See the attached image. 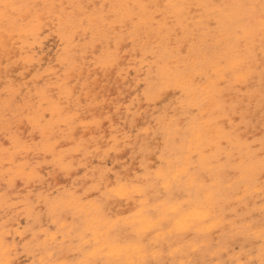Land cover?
Returning <instances> with one entry per match:
<instances>
[{
  "label": "bare ground",
  "instance_id": "6f19581e",
  "mask_svg": "<svg viewBox=\"0 0 264 264\" xmlns=\"http://www.w3.org/2000/svg\"><path fill=\"white\" fill-rule=\"evenodd\" d=\"M26 1L28 3L29 2L34 3L33 0H26ZM41 1L44 3L43 0ZM50 1L51 0H49V2ZM59 1L57 0V3ZM72 1L74 2V0ZM72 1L71 4H76L73 3ZM115 1H117L116 4L129 2V0H115ZM13 2L21 4L20 3L21 0H13ZM88 2L90 1L88 0ZM99 2L101 1L99 0ZM111 2H113V0H111ZM173 2H179V3L205 2V3L223 4V3H234V2L259 3V0H173ZM105 4H107V2H105ZM207 14H211V13H207ZM46 17L48 18V16ZM47 18H45V20ZM100 23L102 24V26L100 25ZM59 24L60 22H58V25ZM92 24L93 27L94 26L97 27L99 24L101 28L100 30H102L101 31L102 34L99 35V37L102 36L101 38L103 39H104L103 36L110 38L111 37L110 35L115 36V33H117L118 37L117 35L116 37L123 39V41H121L123 42L122 44H124V41L126 39L130 38L133 43L135 40V44H137L140 47H144L140 40H138L136 37H132V35L129 34L128 32L112 30L109 26H106L102 21L101 22L92 21ZM86 26L87 25H84L85 28ZM64 27L66 26H63L61 28L63 29ZM93 27L91 28V30L94 29ZM74 29L71 28L72 31ZM86 29L90 30V28H86ZM69 30L70 29H68L67 32L65 31L68 34V36L69 33H71V31L68 32ZM27 31H25L23 35H21L20 29L17 28L15 29L16 34H13L12 32H6L3 24H0V52L1 53L4 52L5 57L8 55L5 58L4 54H1V56L3 55L5 60L8 61V58H11V56L9 55H12L13 52L15 51L17 56L15 54L13 55H15L17 58H20L19 61L23 62L24 64L28 63L29 66L31 62L33 63L34 56L36 57V55L34 54L36 53L33 51L34 46L32 47V44L27 40L29 38V37L27 38V36H29V34L27 35ZM66 33H62V35L63 34L65 35ZM87 33H85L86 36ZM95 33L98 34V32ZM97 34L95 35L94 33H92V35H94L95 37L98 36ZM73 35H71L70 37L67 36L65 40H67L68 38H70V40L71 39L73 40V38H71ZM81 35L84 34L81 33ZM114 36H113V41H114ZM30 37H32L31 34ZM62 37L61 40L64 39ZM83 37H85V35ZM95 37L94 39L96 42V38L98 37L96 38ZM34 40H37V38L36 39L34 38ZM34 40H30V41L33 42ZM65 40H62V42ZM89 41H87V43L92 42V40L91 42ZM67 42L69 41L67 40ZM121 42L119 43L117 41L119 45L121 44ZM173 43H175V41H173ZM34 44H36V42ZM101 44H103L102 41ZM110 44L111 43H109L108 46L111 47ZM63 45L65 46V42ZM67 45H70V50L74 49V48L71 49L72 43L70 44L69 42V44L67 43ZM103 46L106 47L107 45H103ZM86 47L90 48L89 44H87ZM93 47H94V42H92L91 49ZM82 48L84 49V46ZM116 48L117 47H115V49ZM253 48H254V51L252 52L253 70L249 74L251 76V79L249 83H244L243 81H241V83L239 84L235 83L234 81L230 82L229 80L224 79L220 76L222 69L218 65L220 61L222 60L226 61V57H225L226 46L218 44L217 41L212 37L207 38V46L205 48V51L201 53L198 50L195 57L191 60L185 61L184 57L182 56H173L171 55L170 52L168 53L169 58L172 60L174 64L179 63L182 65L184 64L187 65L189 80L187 81L186 91L181 92L178 90L176 79L174 78L165 79L158 72V70H156L153 80H149L148 79L149 77L147 78L148 81L147 93L145 95L149 101H154V100L156 101V99L162 97L163 94H165V92L168 91L170 87H175L173 89H177L181 95V99L176 100L174 107L170 111V114H166L164 118L158 121L159 123L158 127L156 131L153 132L154 137L162 136L163 142L165 144L164 145L165 153L160 158L161 161L160 163H163L164 167L160 171L159 175L167 178V188L163 187L161 183L157 181V171L155 170H154L155 172L153 171V173H150L151 171H148L144 177L141 176L140 179L138 178L137 180L126 179L125 183H123L124 185L143 186V190L145 193L142 197L137 193L134 196V198H124L126 196L132 197L133 195L132 193L127 191H125L122 195L114 194L115 197L120 198L122 201L132 202L134 213L127 218H118L115 215L107 214L106 210L104 211V207L102 204L108 202V201L106 202V200L108 199L107 197L102 198L103 203L100 202L102 204L96 201L92 203L84 204L74 194L69 195L67 198L65 197L61 199V201L58 200L59 202L57 204L59 206H57L54 209L57 210L58 207L62 208L58 210L59 211L62 210L64 211L65 214L71 215L72 221L67 222L66 219L64 218L65 214H62L61 216L62 219L60 218L59 214H56L57 216H59L58 220L59 218L61 219L59 220L60 222L58 223V228H59L58 233L50 235V240L56 244L55 245L56 252L64 251V250L70 251L74 248L76 249L77 245L76 246L74 245L72 239L74 237H80L81 239V242L78 245V250L80 251L82 257L76 263L74 262L72 263L69 261L67 262V259L69 258L68 255L65 254L67 256V257L65 256V258L67 259L63 258L65 259L66 262L63 261L62 264H164L165 263L164 258L166 256L162 253L163 250L160 248V247L163 248L164 245H168L171 249L169 254V258L171 260L170 264H234V261L241 259H247V260L255 259L257 261V264H259V259L261 256V241L259 239V235H260L261 226L264 225V166H262L260 159L261 148L256 149L257 147L256 148L254 147L255 144L253 142H249L247 139H244L243 142L237 141L232 143L231 145H228L226 150L217 149L216 147H214L212 141L215 140L216 143H219V141L224 138V136L227 133V129L229 127V122L224 119L216 118L213 116L214 113L218 111L215 110L214 100L209 90L213 79H216L218 80L221 88L224 90L223 94L228 98L229 102L231 101L232 97L237 96L240 97L241 100H244L246 98L248 101H251V105L254 101L259 104L260 87H261L260 84L261 65L259 64L258 58L262 55V53L260 49L258 27L253 42ZM83 49L82 51H84ZM93 50L90 51L91 54L96 53L95 51L92 53ZM110 50L111 49L107 50L106 52L108 53H106L105 55L104 53L102 54L104 58L99 57L96 59V61L93 62L96 66H98V68H101L104 71L105 69L107 70L109 67L112 69L117 65L116 64L114 66L113 63V66H111L112 62H116V61H113L114 57L111 58V53H109ZM69 53L71 52L69 51ZM73 53H76V50L75 52L73 50ZM73 55L72 58L74 57L76 58V56ZM146 55L147 54H145V56ZM65 58L67 57L65 56ZM72 58L67 59L66 61V67L63 69L64 70L63 73H65L63 77H60L59 75L57 76L56 72H50L48 74L49 78H47V80L51 81V76H53L57 79V83H48V87L45 86L39 87L35 82V85L33 86L35 88L33 93L25 94L26 96L24 97L21 104L20 105L17 104L19 105L18 110L22 109L23 111V113L21 114H25L26 117L30 118L33 121V123L38 125L43 130V135L47 140L45 146L47 147L51 145L49 139H54L51 138L50 132L54 127H56V125L60 123H67V124L69 123V125H71L70 122L74 123V120L72 119L73 121H71V118H73L75 115L71 113L70 114L66 113V109H67L66 107L67 106L69 107L70 103L71 106L73 105L74 107L78 105L76 104V102L79 101L78 91H76L77 87L72 85L71 81H69L70 79L69 77H71L72 79L74 78L73 76H71V74H69L71 72L70 69H72V71L76 73L77 69L73 70V68L74 69L78 68L75 67L76 64L72 63L71 61L73 60ZM80 59L79 61H81ZM57 60L60 59L58 58ZM62 64L63 63H60V65ZM91 65L92 63H90V66ZM80 66L77 74L78 78L82 77L80 70L84 67V66L82 67V63ZM84 71H86V69ZM148 71L150 70L148 69ZM85 75L86 72L83 73L84 77ZM81 79L79 78V80ZM249 88H251V91H249ZM7 89L10 91L9 93L13 96H15L19 92V90L15 88L7 87ZM237 89H239V91ZM22 90H20V92ZM213 91H218V90L213 89ZM3 104L5 105V103ZM245 108H247V104H245ZM46 116H50V118L47 120ZM234 119L237 120V117H235ZM217 120H219L222 130H217L214 127L215 122ZM75 121L77 120L75 119ZM3 125L4 123L0 122V126L2 127ZM148 134L150 133L147 132V136ZM116 140L117 139H115L114 141ZM19 143L17 144L15 143L17 146L14 145V147H18ZM138 143L142 146H146L147 140L145 138L144 140L141 141L139 140ZM225 143L227 144V141H225ZM50 149L51 146L49 150L48 149L47 150L50 151ZM5 153L7 152H5L4 150H2V148H0V154L4 156ZM195 153H207V154L203 156L200 155L194 156L193 154ZM53 156H55L54 153ZM64 160L65 159H63V161ZM27 161L30 160L27 159ZM22 165L23 164L21 163V166ZM147 168L149 169L148 166ZM33 171L31 172L29 171L30 172L29 175L33 176L35 172ZM37 172L38 171H36V173ZM94 172H95V177L94 175L93 177L95 178L94 180L95 182H97V185H101V184L104 186L109 185L108 183L110 182V178H109L110 175H108L109 173L104 169V167L97 168ZM15 177L16 176H14V178ZM115 178L118 179V181L121 183L122 180H125L122 177H115ZM7 201L9 200L7 199ZM55 203L56 201L54 202V204ZM51 204L53 203L51 202ZM251 207H252L251 211H253L254 213H251L247 217H243V218L236 217V214L240 210H248ZM59 211H57V213ZM51 216H52V210H51ZM259 217L262 218L258 219ZM54 220L57 221V219ZM30 221L28 223H30ZM16 222L18 223L17 220ZM36 222L37 221H35V223ZM40 222L41 220L38 221V223H36L35 225L40 224ZM53 222L55 223V221ZM10 223L12 222L10 221ZM28 223H25L24 225L27 226ZM24 225H22L21 227H23ZM9 228H13V226ZM42 228L40 227L39 229H41V231L40 230L39 231L45 234L44 229L42 230ZM34 229H38V227ZM17 230L19 229L17 228ZM35 231L36 230H34V232ZM18 232L20 233V231ZM18 232L16 231L17 234ZM13 234L11 236H13ZM37 234L40 233L37 232L36 235ZM47 234H45L46 237ZM4 236L2 237L3 238L7 237L10 239V236L7 235L5 237ZM20 236L21 239H24L22 238L24 237L22 236V234H20ZM2 237H0L1 239L0 264H15L17 261L13 259V251L14 252L16 251V255H17L18 249L10 244L12 243V241L14 242L17 239L15 240L13 239L12 241H10L11 243L8 244L7 242L8 240L4 241L6 239H2ZM190 237L191 239H193L192 241L187 239ZM27 238L30 237L28 236ZM59 238L61 239L58 240ZM31 240L33 239L31 238ZM240 240L243 242L244 245H239V248H241L240 251L235 252L236 247H238L237 241ZM82 241H84L86 245H89L88 248H86L87 247L86 245H85L86 247H82L84 245L82 244L83 243ZM178 241L182 242L184 247H181L178 244ZM31 243L32 242H30V244ZM14 246H16V243L14 244ZM41 247L42 246H40V248ZM43 247L41 249H43L44 251H50L49 254L52 253L51 252L53 251L52 248H47L46 245ZM245 247H250V248L246 250ZM15 248L17 250H15ZM38 251L40 250L38 249ZM41 251L38 252L37 254L39 255V253L43 252ZM253 252L256 253L254 258L251 257V255L254 254ZM46 253L48 254V252H45L44 255ZM60 259L61 258H58V260ZM35 261L36 260H34V263ZM40 264H55V262L46 261L45 257L42 256L40 257Z\"/></svg>",
  "mask_w": 264,
  "mask_h": 264
},
{
  "label": "rangeland",
  "instance_id": "374dc122",
  "mask_svg": "<svg viewBox=\"0 0 264 264\" xmlns=\"http://www.w3.org/2000/svg\"><path fill=\"white\" fill-rule=\"evenodd\" d=\"M10 1L13 2V0H7V2ZM33 1L34 3L41 2L40 4L48 2V4L56 3L57 5H70L72 0H58L59 4L57 3V0H51L50 2L49 0H43L44 3L41 0ZM75 1L76 0L72 2L76 4H105V2H107V4H109V2L110 4L117 3V1L115 0H113V2H111V0H100L101 2H99V0L98 2L97 0L96 2L95 0H89L90 2H88V0ZM20 3L27 4L28 2L26 0H21ZM30 3L31 2H29L28 4ZM66 13L67 12H65V14ZM46 16L47 12L44 18H47ZM58 22V20H54L53 17L48 16V18L45 20L43 28L37 29L38 32L37 30L27 31V35L29 34V36H27V38L29 37L27 40L32 44V47L36 46L35 48L33 47V51L36 53L34 54L36 55V57L34 56L33 60L34 64L31 62V64L29 63V66L28 63L24 64L23 62L19 61L20 58L16 57L17 55L15 51L13 52V54H15L16 56L13 54L9 55L11 56V58H8L7 61L5 60V58L8 55L5 57V53L0 52V116H2L0 117V122L4 123V125L2 126L3 128L0 126V148L7 152L4 156L0 154V177H2L0 178V198L2 199V201L0 199V235L2 234L0 237L4 235L10 236V239L7 237H2V239H6L4 241L8 240V244H10V241H12L13 239H17L14 242L12 241V243H16V246H14V244L12 243L10 244L18 249L17 250L15 248V250H17V255L16 251H13V259L17 261L15 264H40V257L42 256L45 257L46 261H53L55 262V264H62L63 261L67 259L65 258V254H67L69 258L67 259V262L69 261L72 263H76L82 257L80 251L78 250V245L81 242L80 237H74L72 239V242L75 246L77 245V248H74L70 251L68 250L69 252L65 250L56 252V244L50 240V235L58 233V223L60 222L59 220L62 219V214H65L64 211L58 210L62 208L58 207L57 210L54 208L59 206L57 204L59 202L58 200L61 201V199L65 197L67 198L71 194L77 196V198H79V200L84 204L92 203L94 201L100 203L102 202V198L107 197V203H100L103 205L104 211L106 210L107 214L115 215L118 218H127L131 216V214L134 213L132 202L122 201L120 198L114 196L112 190L117 186L118 182V179H116L115 177L124 178L125 180H122V183H125L126 179L137 180L138 178L140 179L141 176L144 177L148 171H151L150 173H153L154 170L156 171L158 168H160V158L165 153V144L163 142L162 136L154 137L153 132H155L158 127V121L164 118L166 114H170V111L174 107L176 100L181 99V95L178 90L173 89L175 87H170L169 90L166 91L162 97L156 99V101H149L146 98L145 95L147 93L148 82L147 78L149 77V80L154 79L157 70V67L155 66H157L156 64H158V60L161 59L159 55H155L156 57L154 55H151V58V56H149V54L144 50V47H140L137 44L133 43L130 38L126 39L124 41V44H122L123 42L121 41H123V39L121 38V40L120 38H117V33H115V36L110 35L112 39L110 36V38L103 36L104 39L101 38L102 36L99 37V35L102 34V30H100L101 28L99 24L97 27H93L92 22H90V24L92 25H90L89 23L87 24V22L86 24H84L87 25L86 28H90V30L93 27L94 29L92 30L94 32L92 30L91 32L89 29L87 30L84 25H80L79 27V24H77L75 27H73V29L75 28L73 31L71 29L68 31H71L72 33H69L68 36L66 32L69 28L65 25L66 27L62 29L61 27L63 26H61V23L59 24V26ZM100 25L102 26L101 23ZM29 31L32 33H30ZM61 32L66 33L68 37H70L74 33V35L71 37L73 38V40L71 39L72 42L70 38L67 39L70 44L72 43L71 49H74L70 50V45H67V43L69 44V42L65 40L67 36L66 34L62 35ZM87 32L89 33V35ZM95 32H98V34ZM81 33L84 34L85 37H83L84 35H81ZM85 33H87V36ZM92 33H94L95 35L97 34L98 36L96 37L98 38L92 35ZM30 34L32 37H30ZM61 37L64 38L62 40L65 41L62 42ZM94 37L96 38L97 43L95 42ZM132 37L134 36L132 35ZM34 38H37V40H34ZM100 38L103 44H101ZM30 40L34 41L32 42ZM91 40L92 42H94V47L92 49ZM87 41L91 43H87ZM117 41L119 43L121 42V47L119 43H117ZM35 42L36 44H34ZM64 42L65 46L63 45ZM109 43H111V47L108 46ZM87 44H89L90 48L86 47ZM103 45H107V48ZM77 46L79 49L77 48ZM83 46L84 49L82 48ZM114 46L117 48L115 49ZM82 49L84 51H82ZM109 49H111L109 51V53H111V58L114 57L113 61H116L112 62L111 66H113V63L114 66L116 64L117 65L112 69L109 67L104 71L103 69L98 68V66H96L93 62L96 61V59L99 57L104 58L102 54L104 53L105 55L106 53H108L106 51ZM112 49L114 50V52ZM73 50L74 52L76 50L77 54L73 53ZM91 50H93L92 53L94 51L96 53L91 54ZM69 51L71 53H69ZM72 53L76 56V58L74 57L75 59L72 58ZM1 54H4L5 58L3 57V55L1 56ZM145 54L147 55L145 56ZM65 56L67 58H65ZM58 58L60 60H57ZM70 58L73 59L71 60L72 63L77 65H75V67H78L75 69L73 68V70L77 69L76 73L72 71V69H70L71 72L69 73L74 77L73 79L69 77V81H71L72 85L77 87L76 91H78L79 101L76 102V104L78 105L73 107V105L71 106L70 103L69 107H71H66L67 114L71 113L75 115L73 118H71V121L74 120V123L70 122L71 125H69V123H60L51 130V138L54 139H49V142L51 143V149L50 151H48L50 146H45L47 140L43 135V130L38 125L33 123L30 118L26 117L25 114H21L23 113L22 109H18L19 105L26 96L25 94L33 93L35 89L33 87L35 85V82L39 87H48V83H57V79L53 76H51V81H48V74L50 72H56L57 76L59 75L60 77H63V75L65 74L63 73V69L66 67L67 59ZM147 58L150 60H148ZM79 59L81 61H79ZM60 63L63 64L60 65ZM81 63L82 67L84 66V69L82 68L80 70L82 77L79 78L82 79L79 80L77 74L78 69L81 67ZM90 63H92L91 66ZM85 69L86 71H84ZM148 69L150 71H148ZM84 72H86L85 77L83 76ZM150 76H152L153 78ZM7 87L18 89L19 92L15 96H13L9 93L10 91L7 89ZM20 90L22 91L20 92ZM3 103H5L6 106ZM251 111L252 117H250V119L252 120V122L244 129V139H247L249 142H253L255 144L254 147H257L256 149H260L261 145L259 143V139L261 135H264V131L261 130L262 126L260 124V117L258 115L259 104L257 102L254 101L252 103ZM213 116L216 118H220L221 113L216 112ZM236 117V122H239V117ZM46 118L48 120L50 116H46ZM75 119L77 121H75ZM147 132L152 134H148L147 136ZM145 138L147 140V145H140L138 143L139 140L141 141ZM115 139L117 140L114 141ZM15 143H19V148L14 147V145H16ZM53 153L55 156H53ZM27 159H29L30 161H27ZM63 159H65V162L63 161ZM21 163L23 164L22 166ZM147 166L149 167V169L147 168ZM102 167H104V169L109 173L108 175H110V182L107 186H104L102 184L97 185V182H95L94 180V171L97 168ZM29 171H33L34 175H29ZM36 171H38L37 173L39 176L37 175ZM14 176L16 177L14 178ZM6 198L9 201H7ZM55 201L56 203L54 204ZM51 202L54 205L51 204ZM251 209L252 207L248 210H240L236 214V217H247L249 214L254 213L253 211H251ZM57 211H59L61 214L59 212L57 213ZM56 214H59L61 219L59 218L58 220L59 216H57ZM64 218L67 222L72 221L71 215L65 214ZM261 218L262 217H259L258 219ZM15 219L18 221V223ZM29 219L33 221H30ZM54 219H57V221ZM40 220L42 224L40 222L41 225H35ZM10 221L12 223H10ZM29 221L30 223H28ZM35 221L37 222L35 223ZM53 221H55V223ZM25 223H28L29 226L28 224V227L24 225ZM20 224L24 225L25 228L24 226L21 227L22 225ZM12 226L13 228H9ZM33 227H38V229H34ZM40 227L42 228V230L44 229L45 234L49 232V235L47 234V237L43 232H40ZM17 228L19 230H17ZM11 229L14 231H12ZM15 229L17 232L20 231V233L18 232L17 234ZM34 230H36V233L38 232L40 234L36 235ZM12 234L13 236H11ZM20 234H22V236L26 234L24 237H22L24 239H21ZM26 236H29L30 238H27ZM31 238L33 240H31ZM60 239L61 238H59L58 240ZM187 239H189L190 241L193 240L191 239V237ZM30 242L32 243L30 244ZM82 242V244H84L82 247L87 246L86 248H88L89 245H86L84 241ZM24 244L26 247L24 246ZM178 244L181 247H184L182 242L178 241ZM237 244L238 247H236L235 252L240 251L241 248H239V245H244L241 240L237 241ZM45 245L47 246V248H52L53 251H51V254H49L50 251L43 250V246ZM40 246H42L43 249H41L42 247L40 248ZM160 248L163 250L162 253L166 256L164 258V264H170V247L168 245H164L163 248ZM249 248L250 247H245L246 250ZM38 249L40 251H43H41L42 253H39V255L37 254L38 252H40L38 251ZM31 250L34 251L32 252ZM45 252H48V254L46 253L47 255H44ZM36 255H38L39 257ZM255 255L256 253L252 254L251 257L254 258ZM58 258L61 259L58 260ZM33 259L36 260L35 263Z\"/></svg>",
  "mask_w": 264,
  "mask_h": 264
},
{
  "label": "snow or ice",
  "instance_id": "6c2138e0",
  "mask_svg": "<svg viewBox=\"0 0 264 264\" xmlns=\"http://www.w3.org/2000/svg\"><path fill=\"white\" fill-rule=\"evenodd\" d=\"M45 11L47 16L55 18L62 26L66 25L69 29L76 24L84 25L86 22L102 21L112 30L128 32L142 42L144 50L149 55L161 56L157 64L158 72L165 79H176L177 88L181 92L187 89L189 80L187 65L174 64L169 58V52L173 56L184 57L185 61L191 60L198 50L201 53L205 51L207 38L212 37L218 44L226 46V61L222 60L218 65L222 69L220 76L237 84L241 81L249 83L251 79L249 74L253 70V42L258 27L262 53L258 58L261 65L258 115L262 131H264V0H259V3L223 4L179 3L173 0H129L127 3L120 4L79 3L70 5L18 4L0 0V24H3L6 32L16 34L15 29L19 28L20 34L23 35L27 30H37L43 27ZM213 89L218 91H213ZM209 90L214 100L215 110L221 113L220 119L229 122L224 138L219 143L215 140L212 143L217 149L226 150L228 145L244 141V129L252 122L250 119L252 117L251 101L246 98L241 100L240 97L234 96L229 102L216 79H213ZM236 116L239 117V122L234 119ZM214 127L222 130L219 120L215 122ZM259 143L261 164L264 166V135L260 136ZM206 154L195 153L193 155ZM163 167L161 163L160 168L156 170L157 181L167 188V178L159 175ZM112 191L116 195H122L125 191L133 194L132 197L124 198H134L137 193L141 197L145 194L143 186H126L119 181ZM259 239L261 241L259 264H264V225L261 226ZM234 264H257V261L241 259L234 261Z\"/></svg>",
  "mask_w": 264,
  "mask_h": 264
}]
</instances>
